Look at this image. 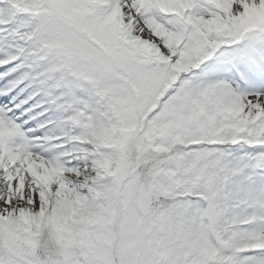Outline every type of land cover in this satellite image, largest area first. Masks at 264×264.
Wrapping results in <instances>:
<instances>
[{
	"label": "snow or ice",
	"instance_id": "obj_1",
	"mask_svg": "<svg viewBox=\"0 0 264 264\" xmlns=\"http://www.w3.org/2000/svg\"><path fill=\"white\" fill-rule=\"evenodd\" d=\"M0 264H264V0H0Z\"/></svg>",
	"mask_w": 264,
	"mask_h": 264
}]
</instances>
